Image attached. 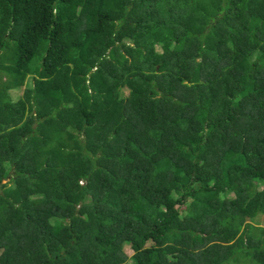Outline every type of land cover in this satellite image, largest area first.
<instances>
[{
	"label": "trees",
	"instance_id": "trees-1",
	"mask_svg": "<svg viewBox=\"0 0 264 264\" xmlns=\"http://www.w3.org/2000/svg\"><path fill=\"white\" fill-rule=\"evenodd\" d=\"M261 168L264 0H0V264H264Z\"/></svg>",
	"mask_w": 264,
	"mask_h": 264
},
{
	"label": "rangeland",
	"instance_id": "rangeland-1",
	"mask_svg": "<svg viewBox=\"0 0 264 264\" xmlns=\"http://www.w3.org/2000/svg\"><path fill=\"white\" fill-rule=\"evenodd\" d=\"M151 38H154V35L153 34L151 35ZM36 84H37V80L36 79H33L32 81L28 82L27 85H29V86L35 85L36 86ZM81 91H82V94H86L88 92V90H87L86 87H83ZM21 93H22V89H21V91H19L18 93H16V96L19 97L21 95ZM65 96L68 99H70V98H72L73 93L69 91V92H67L65 94ZM145 117L147 119H152L153 118V116L150 115V114H146ZM39 141L40 140L37 137L36 138L35 137L28 138L27 141H26V146L28 144H30V143H38ZM260 172L264 175V168H261L260 169ZM262 189L264 191V186H262ZM253 190H254L253 184L249 185V187H248L249 194H252ZM247 220L250 221L251 223H253L254 225L263 226L264 227V205L262 207L261 212L257 216H255L254 218H251V219H247ZM72 221H73L72 222L73 223V230L79 231L82 228V220H81V218H74ZM141 229L144 230V227H142ZM123 251L128 256H130L133 253V251H132V249L130 247V243L129 242L126 241L123 244ZM7 252H8V246H5L3 248H0V257H5L7 255ZM129 262H130V259L128 260V263Z\"/></svg>",
	"mask_w": 264,
	"mask_h": 264
}]
</instances>
